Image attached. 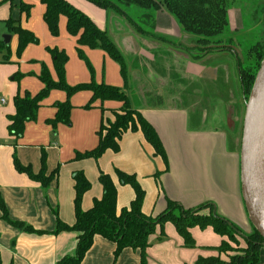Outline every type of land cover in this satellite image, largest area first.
I'll list each match as a JSON object with an SVG mask.
<instances>
[{
    "label": "crops",
    "instance_id": "obj_1",
    "mask_svg": "<svg viewBox=\"0 0 264 264\" xmlns=\"http://www.w3.org/2000/svg\"><path fill=\"white\" fill-rule=\"evenodd\" d=\"M67 1L107 31L125 59L126 76L120 64L100 48L82 46L85 56L82 58L77 49L78 37L68 32L65 15L60 16L59 34L54 36L44 20L46 6L41 0H0V41L7 46L0 52L4 60L0 64V98L6 99L4 104H0V196L9 219L32 228L29 231L12 225L0 209V264H59L63 257L76 254L77 232L57 233L56 230L58 221L69 225L76 221L74 175L78 171H83L91 183L83 197V210L92 208L94 202L103 197L104 190L99 181L101 172L111 175L116 184L118 213L130 206L135 191L130 185L120 182L119 169L135 174L145 190L142 209L146 215L156 216L163 212L169 199L186 208H194L209 196L214 198L221 216L238 221L246 234L252 233L254 226L248 220L250 215L247 208L245 211L242 195L241 154L228 149L226 134L221 131H192L187 109L150 103L153 95L149 92L153 90L148 92L147 89L150 79L157 73H153L152 66L148 70V65L160 63L163 66L166 60H162L163 55L171 54L159 44L168 45L175 39L173 17L168 13L157 15L155 33L167 40L164 42L137 31L117 32L111 20L110 13L113 12L88 0ZM22 2L32 6L30 14L21 10ZM9 17L38 38L37 43H30L20 54L17 53L18 35L10 33L3 22ZM118 17L120 23L127 22L122 16ZM4 35L11 36L9 43H5ZM50 49L65 51L68 55L65 81L69 85L94 80L123 89L132 108L140 111L156 129L167 160L156 154L141 130L126 132L120 140L118 152L107 150L97 160L75 159L77 152L92 150L98 145L101 125L113 120L114 112L124 106V102L118 100H96L92 103L93 93L89 90L79 91L70 97L64 90H51L42 99L36 119L26 123L23 135L20 138L11 135L8 126L10 117L16 114L15 97L26 93L32 96L39 94L45 88L40 78L44 68L49 70L55 82L59 81ZM174 51L177 57H186L184 51ZM16 53L20 55L19 59ZM189 61L193 62V59L190 57ZM137 78L142 81L140 88L146 86L143 92L147 93L132 86V79ZM67 100L73 106L70 123H54L57 103ZM43 150L47 154L46 175L59 169L57 178L47 187L19 172L14 164L16 155L23 165L31 166L38 173L42 167ZM230 158V166H227ZM163 230L164 238L160 237V228L150 236L151 244L146 250L148 264H197L200 257H217L228 262V255L219 250L228 238L211 227L191 229L196 242L192 248L185 246L173 223H166ZM115 250L114 242L97 236L82 264H141L139 250L126 248L118 257ZM258 264H264V247Z\"/></svg>",
    "mask_w": 264,
    "mask_h": 264
},
{
    "label": "trees",
    "instance_id": "obj_2",
    "mask_svg": "<svg viewBox=\"0 0 264 264\" xmlns=\"http://www.w3.org/2000/svg\"><path fill=\"white\" fill-rule=\"evenodd\" d=\"M88 1L100 8L114 11L125 17L138 33L164 42L167 40L163 37L141 28L137 23L139 21L134 20L131 8L140 6L146 9L153 8V12L156 13L160 10L165 11L176 17L178 20L176 21L182 33L189 32L207 38L215 35L219 36L229 25L227 13L229 6L228 3L231 0H192L191 6L188 8H182L181 3L178 1L177 5L179 7L177 6V9L172 5V2L168 0L166 1L168 4L167 8L164 4L165 0ZM41 2L46 6L44 20L54 36L59 34L60 16L65 15L67 17L68 32L72 36L78 37L77 49L80 56L85 58L81 49L82 46L91 49L100 48L120 64L121 71L123 75L126 76L125 59L106 30L101 29L87 14L67 0H41ZM20 8L23 12H26V14H30L32 6L22 2ZM182 9L184 10V15H182ZM185 10L190 13V16L187 15ZM143 14L146 18L150 19L149 21H151L152 24L151 28L156 30V18L158 14H156V16L153 14L152 16L148 15L146 12ZM3 22L7 25L10 33H15L19 37L18 54H20L30 43L38 42V38L33 32L21 27L18 21L12 17H9ZM206 41L207 40L200 39L198 40V43ZM174 46L177 47L178 45L174 43ZM6 47L7 46L4 42L0 41V52ZM180 49L183 51L186 49L187 53L194 60H201L211 53V51L204 49L202 53L194 54L193 49H189L192 51L190 52L187 48H184V46ZM219 50L223 52L226 51L225 48L218 49V51ZM50 51L54 57V64L59 75V81L55 82L51 78L49 70L44 68L40 78L45 84V88L36 96L26 93L24 96L17 95L15 97L16 114L10 117V124L8 126L11 135L16 136L17 138H20L23 135L26 123L36 119L42 99L45 98L51 90H64L69 97L79 91L89 90L93 93L92 103L96 100H118L124 102V106L122 110L114 112L113 120H107L101 125L100 130L98 131V145L92 150L77 152L75 159L81 160L93 158L97 160L107 150L118 152L120 150V140L126 132L141 130L147 141L154 147L156 154L167 160V154L163 142L156 129L140 111L132 108L129 103L128 95L123 89L104 83L99 84L94 80L89 83H81L75 86L69 85L65 81V65L69 59L68 55L65 51H59L58 49H50ZM239 68L245 89H247V83H252L254 85L253 79L255 77H253V74L251 73L246 75V70H242L241 60L239 62ZM245 77H248L247 80H244ZM56 106L58 111L53 122L56 124H69L71 121V110L73 109L70 101L67 100L62 103H57ZM86 107H90V105H87ZM46 161L47 154L43 150L41 157V170L38 173H35L31 166L23 165L18 157L14 155L16 169L19 172L28 174L32 179L41 183L43 187H47L52 180L56 179L59 172V169H56L47 176ZM117 175L122 184L130 185L135 191V198L130 206L123 208L120 213L117 211V187L111 175L101 172L99 181L103 186V197L100 200H96L93 207L88 210H83L82 201L85 193L90 189L91 183L83 171H78L74 175V205L76 221L73 225L58 221L56 232H77V249L75 255L63 257L59 261V264H82L97 236L103 237L116 244V257H118L124 249L132 248L140 251L141 264H148L146 250L151 244L149 240L150 236L157 231V228H160V237L164 238L166 234L163 229L168 222L175 225L178 233L184 239L186 247L192 248L196 246V242L191 234V229L194 227H199L201 229L211 227L216 233L227 237L228 240H224L219 247V250L224 253L234 249L231 243H237V245L241 243V241L237 239V236L243 238L247 243V247L242 248L243 254L231 256L228 262L217 257H200L197 264L259 263L260 251L264 247V237L255 226L254 231L251 234L243 233L229 219L219 215L215 209V205L212 203H205L194 208H186L180 202L169 199L167 208L163 212L156 216L146 215L142 209L145 200V190L140 185L136 175L126 173L119 169L117 170ZM0 209L3 211V217L9 223L16 227L32 231L30 226L9 219L8 211L1 196Z\"/></svg>",
    "mask_w": 264,
    "mask_h": 264
},
{
    "label": "rangeland",
    "instance_id": "obj_3",
    "mask_svg": "<svg viewBox=\"0 0 264 264\" xmlns=\"http://www.w3.org/2000/svg\"><path fill=\"white\" fill-rule=\"evenodd\" d=\"M166 1H164V4L167 8L168 4ZM168 1H171L176 9L178 1L181 3L182 8H188L192 3V0ZM228 5V27L219 36L215 35L210 38L189 32L182 33L177 23L178 20L169 13L176 24V31L172 32L175 34L173 35L175 39L170 41L172 44L162 45L161 43L159 46L170 50L171 54L169 56L163 55L164 59L162 60L166 59L168 64L165 60L163 66L160 63L148 65V70H151L152 66L153 73L157 74H154L152 79H150L151 84L147 90L148 92L153 90V92H149L150 95H153L150 98V103L156 106L187 109L192 121L189 124L192 131L224 132L227 136L228 149L241 154L246 106L254 85L247 83V89H245L241 79L239 62L241 60L242 70H246V75L249 73L253 74V77H255L253 83H255L264 59V0H231ZM131 9L134 20L139 21L137 23L141 28L154 34L155 30L151 28L150 19L146 18L143 13L146 12V14L151 16L152 14L156 16L159 13H167L161 10L156 13L153 12V8L146 9L140 6ZM112 12L110 13L112 15L111 20H113L112 22L117 32L136 31L125 17L122 16L127 22L120 23L118 15H121L114 11ZM186 13L190 16L189 12L186 11ZM182 15H184L183 9ZM200 39L207 41L198 43ZM174 43L178 46H174ZM181 45L187 50L193 49L194 54L202 53L204 49L211 51V53L199 61L194 60L185 49L184 54L186 57L184 58L181 55L177 57L174 50L180 49ZM224 48L226 51H218V49ZM17 53L16 55L19 59L20 55ZM184 54L182 53V55ZM189 56L195 64L189 61ZM0 60V64H2L4 60L1 53ZM10 62H12L11 57ZM16 64H18V61H16ZM247 78L245 77L244 80H247ZM141 82V79H132V86L143 92L146 86L140 88L142 86ZM231 160V158L227 159V166H230ZM243 202L245 204L244 196ZM205 203L214 204L218 212L217 203L214 198L209 196L201 200V203L195 207ZM246 208L245 204V211ZM247 213L249 214L248 209ZM248 220L253 224L250 217ZM230 221L243 233H247L238 221L234 219ZM237 239L241 243L239 245L231 243L234 249L225 252L228 255V261L233 255L243 254L242 248L247 247V243L243 238L237 236Z\"/></svg>",
    "mask_w": 264,
    "mask_h": 264
},
{
    "label": "water",
    "instance_id": "obj_4",
    "mask_svg": "<svg viewBox=\"0 0 264 264\" xmlns=\"http://www.w3.org/2000/svg\"><path fill=\"white\" fill-rule=\"evenodd\" d=\"M9 43L11 36H3ZM242 191L254 226L264 237V59L256 76L243 126Z\"/></svg>",
    "mask_w": 264,
    "mask_h": 264
},
{
    "label": "built area",
    "instance_id": "obj_5",
    "mask_svg": "<svg viewBox=\"0 0 264 264\" xmlns=\"http://www.w3.org/2000/svg\"><path fill=\"white\" fill-rule=\"evenodd\" d=\"M6 102L5 98H0V104H4Z\"/></svg>",
    "mask_w": 264,
    "mask_h": 264
}]
</instances>
